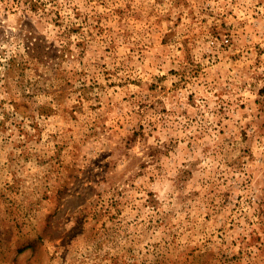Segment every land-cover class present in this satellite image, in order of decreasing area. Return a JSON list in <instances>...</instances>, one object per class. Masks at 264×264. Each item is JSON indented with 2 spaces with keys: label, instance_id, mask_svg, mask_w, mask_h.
I'll use <instances>...</instances> for the list:
<instances>
[{
  "label": "rangeland",
  "instance_id": "1",
  "mask_svg": "<svg viewBox=\"0 0 264 264\" xmlns=\"http://www.w3.org/2000/svg\"><path fill=\"white\" fill-rule=\"evenodd\" d=\"M0 264H264V0H0Z\"/></svg>",
  "mask_w": 264,
  "mask_h": 264
},
{
  "label": "built area",
  "instance_id": "2",
  "mask_svg": "<svg viewBox=\"0 0 264 264\" xmlns=\"http://www.w3.org/2000/svg\"><path fill=\"white\" fill-rule=\"evenodd\" d=\"M223 42H224L225 44H228V39L225 38V39L223 40Z\"/></svg>",
  "mask_w": 264,
  "mask_h": 264
}]
</instances>
